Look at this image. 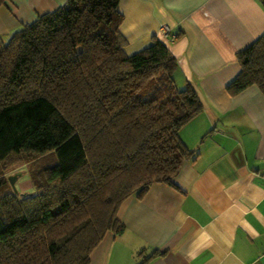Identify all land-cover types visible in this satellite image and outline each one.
Returning <instances> with one entry per match:
<instances>
[{
    "label": "trees",
    "instance_id": "16d2710c",
    "mask_svg": "<svg viewBox=\"0 0 264 264\" xmlns=\"http://www.w3.org/2000/svg\"><path fill=\"white\" fill-rule=\"evenodd\" d=\"M120 1L67 0L0 38V264H90L123 233V202L192 157L179 133L201 107L182 100L164 42L125 51ZM237 61L226 91L264 95V34ZM17 163L25 196L8 181Z\"/></svg>",
    "mask_w": 264,
    "mask_h": 264
},
{
    "label": "crops",
    "instance_id": "0c3cea01",
    "mask_svg": "<svg viewBox=\"0 0 264 264\" xmlns=\"http://www.w3.org/2000/svg\"><path fill=\"white\" fill-rule=\"evenodd\" d=\"M66 2L5 0L0 38ZM119 11L125 51L164 42L177 91L201 110L179 133L192 157L123 202V233H108L90 264H138L141 251L155 255L147 264H264V95L226 91L241 70L237 53L264 34V0H121Z\"/></svg>",
    "mask_w": 264,
    "mask_h": 264
},
{
    "label": "rangeland",
    "instance_id": "374dc122",
    "mask_svg": "<svg viewBox=\"0 0 264 264\" xmlns=\"http://www.w3.org/2000/svg\"><path fill=\"white\" fill-rule=\"evenodd\" d=\"M4 41L6 42L7 39H4ZM9 174L15 172L12 175H17V179L15 181V188L16 190L18 189L19 191H26V193H29L27 191H30L31 189V184L30 181L27 179L25 173H24V166L17 163L14 164L13 166H11L9 168V170L7 171ZM10 176V175H9Z\"/></svg>",
    "mask_w": 264,
    "mask_h": 264
},
{
    "label": "built area",
    "instance_id": "2783aa9c",
    "mask_svg": "<svg viewBox=\"0 0 264 264\" xmlns=\"http://www.w3.org/2000/svg\"><path fill=\"white\" fill-rule=\"evenodd\" d=\"M162 34L165 38H168L170 41H173L176 36L170 32V29L168 27H163Z\"/></svg>",
    "mask_w": 264,
    "mask_h": 264
},
{
    "label": "water",
    "instance_id": "95a60500",
    "mask_svg": "<svg viewBox=\"0 0 264 264\" xmlns=\"http://www.w3.org/2000/svg\"><path fill=\"white\" fill-rule=\"evenodd\" d=\"M17 177H18L17 175H12V176H9V177H8V181H9V183H10L12 189L14 190V192H18V191L16 190V188H15V181H16ZM26 194H27V193H21L22 196H25Z\"/></svg>",
    "mask_w": 264,
    "mask_h": 264
}]
</instances>
